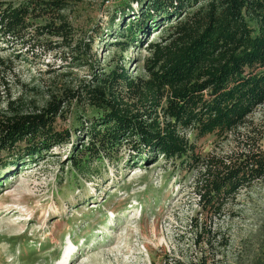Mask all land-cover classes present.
Listing matches in <instances>:
<instances>
[{"label":"trees","instance_id":"16d2710c","mask_svg":"<svg viewBox=\"0 0 264 264\" xmlns=\"http://www.w3.org/2000/svg\"><path fill=\"white\" fill-rule=\"evenodd\" d=\"M72 1L0 0V43L12 55L0 58V88L14 58L50 56L48 73L64 68L41 105L7 98L0 107V177L68 144L66 162L88 180L124 148L132 161L161 156L191 175L197 214L219 218L240 189L264 179L262 138L247 125L264 103V0L123 2L98 51L100 26L77 38ZM139 49L142 58L126 55ZM69 119L78 123L64 128ZM207 135L234 138L236 147L203 155L196 141ZM191 222L214 234L198 217Z\"/></svg>","mask_w":264,"mask_h":264},{"label":"rangeland","instance_id":"374dc122","mask_svg":"<svg viewBox=\"0 0 264 264\" xmlns=\"http://www.w3.org/2000/svg\"><path fill=\"white\" fill-rule=\"evenodd\" d=\"M128 1L137 6L132 0H73L77 38L100 26L103 39L93 44L98 51L102 40L111 41L104 34L111 12ZM10 52L0 43V58H12ZM101 53L105 60L110 56ZM129 54L142 58L146 52ZM52 62L50 56L36 64L14 58L11 71L1 69L7 87L0 88V107L7 98L41 105L64 81L61 65L48 73ZM78 76L88 78L85 70ZM70 122L63 127L78 123ZM247 125L264 146V103ZM196 142L203 155L236 147L231 137L207 135ZM68 150V144L55 147L0 177V264H264V179L240 189L214 218L197 214L191 175L174 171L161 156L132 161L122 148L116 158L97 163V175L86 180L66 162ZM194 217L214 234L196 227Z\"/></svg>","mask_w":264,"mask_h":264},{"label":"bare ground","instance_id":"6f19581e","mask_svg":"<svg viewBox=\"0 0 264 264\" xmlns=\"http://www.w3.org/2000/svg\"><path fill=\"white\" fill-rule=\"evenodd\" d=\"M64 257H65V252H64V254L62 255V257H61V258L63 259Z\"/></svg>","mask_w":264,"mask_h":264}]
</instances>
